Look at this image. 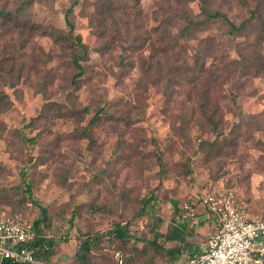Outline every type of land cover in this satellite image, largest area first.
Masks as SVG:
<instances>
[{
    "label": "rangeland",
    "instance_id": "374dc122",
    "mask_svg": "<svg viewBox=\"0 0 264 264\" xmlns=\"http://www.w3.org/2000/svg\"><path fill=\"white\" fill-rule=\"evenodd\" d=\"M22 1L0 6L15 9ZM73 1L33 0L23 18L66 31ZM128 2L108 16L99 0L75 6L71 20L90 50L76 84L69 47L39 32L27 37L0 27V46L5 41L14 65L0 77L11 101L0 111V211L35 222L47 207L42 233L55 242L48 263H77L80 239L91 236L100 238L93 264H117L115 250L125 264H186L213 230L200 202L191 221L181 219L182 205L209 191L234 189L252 216L264 215L260 31L233 35L214 23L164 53L161 21L175 8L167 0ZM187 3L200 13V0ZM214 4L236 23L257 5L264 17V0ZM254 50L261 60L247 66L242 54L250 60ZM101 107L109 114L90 126ZM119 224L128 232L124 239L114 234ZM174 227L180 239L169 241Z\"/></svg>",
    "mask_w": 264,
    "mask_h": 264
},
{
    "label": "trees",
    "instance_id": "16d2710c",
    "mask_svg": "<svg viewBox=\"0 0 264 264\" xmlns=\"http://www.w3.org/2000/svg\"><path fill=\"white\" fill-rule=\"evenodd\" d=\"M33 0H24L22 3L13 8L5 7V4L0 6V27L1 26H9L12 29L19 28V32L21 35L24 33L27 34L26 36H32L33 34L39 32L43 35H48L53 38L55 42L60 45H65L70 48L72 51V61L76 68V73L73 77V83H78L79 80L82 78L85 67L83 65V60H85L89 56V46L83 41L81 34L76 33V27L73 21L71 20V14L74 11L75 6L79 3V0L73 1V3L65 10V18L68 25V29L62 30L55 28L51 25L44 26L41 23L37 24L32 22V20L27 16L23 18L25 14V10L29 4H31ZM130 1V0H128ZM124 3L120 0H99V7L101 8V12L103 16L107 14H113L110 12H114L116 10H120L119 4L129 5V2ZM247 1V0H246ZM121 2V3H120ZM134 7L139 6L141 0H131ZM167 2L175 8V12L173 15H169L165 17L161 21V25H163L165 29V33L160 37L159 40L164 43L161 48V52L168 53L175 48V46L180 44L181 39H188L192 38L194 34L198 31L207 29L211 24L219 23L229 28V33L233 35H239L246 32L250 27L253 30L260 31V40H264V17L260 11V5L251 9L250 17L245 19L240 23H236L227 12L220 10L215 7L214 0H200V13L195 14L193 13L188 5V0H167ZM3 4V3H2ZM127 5V6H128ZM141 13V11H140ZM108 16V15H105ZM130 16V13H129ZM173 27H177L178 31L175 34L172 31ZM155 27V34L158 33ZM28 30L30 33H26ZM106 33V32H105ZM250 36V35H249ZM26 37V38H27ZM27 39H22V42ZM215 41L210 40L209 46L206 48V53H210L213 51V45ZM5 41H2V45L0 46V77L3 74H12L10 70L13 69V64L8 63L9 59H12V55L10 51L5 49ZM13 53V52H12ZM211 54V53H210ZM208 56V55H207ZM246 65L248 66L250 63L254 61L261 60V53L253 51V56L250 60L246 59L247 57L242 54ZM262 64V63H260ZM11 68L10 70L7 67ZM262 66V65H261ZM203 70H205L204 65H202ZM146 69V68H145ZM10 99L7 94L3 93L0 90V111L5 109L9 103ZM217 112V111H215ZM108 111L101 107L96 111L94 116L90 120V126L96 124L99 118L103 115H108ZM210 124L214 125L215 128L218 126V121L213 119L212 117L209 118ZM87 133V132H86ZM88 134V133H87ZM92 144V139H91ZM161 159V158H160ZM162 163V160H161ZM27 195L32 198V189L30 183L27 185ZM36 202V201H35ZM38 203V202H36ZM39 204V203H38ZM40 205V204H39ZM41 206V205H40ZM42 217L37 219L34 222V226L39 233V237L35 243V245H39L42 248L46 249L43 251L41 256H46L50 249L54 246L55 242L53 239H47V237L42 233V224H44L48 220V209L46 206H41ZM179 227H174L173 231L168 232L166 234V239L169 241H175L180 239ZM114 234L119 237L120 239H124L128 232L121 227V225H117V228L114 230ZM100 240V238L96 237L93 238L91 236H87L83 239H80L78 250L75 254L76 261L79 264H93L92 263V248L94 243ZM75 262V264H77ZM0 264H24V263H16L12 262L10 259H0Z\"/></svg>",
    "mask_w": 264,
    "mask_h": 264
},
{
    "label": "built area",
    "instance_id": "2783aa9c",
    "mask_svg": "<svg viewBox=\"0 0 264 264\" xmlns=\"http://www.w3.org/2000/svg\"><path fill=\"white\" fill-rule=\"evenodd\" d=\"M214 218L216 231L208 245L193 253L186 264H264V216L254 217L248 204L236 197L234 189L209 191L182 205L181 219H196L198 203ZM39 233L28 218L0 211V259L24 264L48 263L41 256L46 249L35 245ZM117 264H125L122 251L115 250Z\"/></svg>",
    "mask_w": 264,
    "mask_h": 264
},
{
    "label": "crops",
    "instance_id": "0c3cea01",
    "mask_svg": "<svg viewBox=\"0 0 264 264\" xmlns=\"http://www.w3.org/2000/svg\"><path fill=\"white\" fill-rule=\"evenodd\" d=\"M203 209L205 210V215H203L202 220L205 221L209 226H211L213 233H214L216 231L214 218L206 211V209L204 207H203ZM263 216H261V217H263ZM213 233H211V234H213ZM210 237H211V235H210ZM210 237H209V239H210ZM209 239L207 241L198 242V245H195L193 247V249L191 251H189V257L195 252L202 251L208 245Z\"/></svg>",
    "mask_w": 264,
    "mask_h": 264
}]
</instances>
